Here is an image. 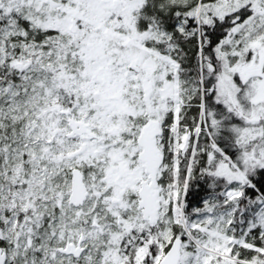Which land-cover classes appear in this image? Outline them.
Here are the masks:
<instances>
[{"label": "snow or ice", "instance_id": "snow-or-ice-1", "mask_svg": "<svg viewBox=\"0 0 264 264\" xmlns=\"http://www.w3.org/2000/svg\"><path fill=\"white\" fill-rule=\"evenodd\" d=\"M0 264H264V0H0Z\"/></svg>", "mask_w": 264, "mask_h": 264}]
</instances>
